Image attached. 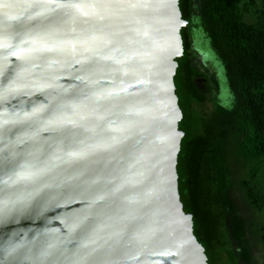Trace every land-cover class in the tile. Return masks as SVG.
<instances>
[{"label":"water","instance_id":"1","mask_svg":"<svg viewBox=\"0 0 264 264\" xmlns=\"http://www.w3.org/2000/svg\"><path fill=\"white\" fill-rule=\"evenodd\" d=\"M180 0H0V264H209L179 192Z\"/></svg>","mask_w":264,"mask_h":264},{"label":"trees","instance_id":"2","mask_svg":"<svg viewBox=\"0 0 264 264\" xmlns=\"http://www.w3.org/2000/svg\"><path fill=\"white\" fill-rule=\"evenodd\" d=\"M180 7L183 17L189 19L190 24L181 29L185 51L184 55L177 59L179 65L175 76L176 85L181 64H184L188 68L193 88L194 75L200 76L197 71H201L208 84H214L220 89V92L216 93L210 87L211 91L216 93L214 96L216 107L227 109L230 118L237 123L241 140L239 154L245 157L244 164L251 162L254 166L251 179H256L258 173L263 174L264 177V0H180ZM196 31L204 35L205 42L196 48L199 49L198 51L208 52L207 61L202 64L207 70H211V75L205 74L203 71L205 68L202 69L200 64L193 61L195 56H192L191 50L194 46V35H197ZM202 40L200 36V41ZM198 51L196 55H202ZM220 71L224 77L226 76V84L223 88L228 87L229 84L231 97L224 96L227 90H222L217 78ZM221 94L227 99H222ZM218 95L220 98L217 97ZM179 98L181 106L180 95ZM181 108L183 109L182 106ZM183 120L180 122L181 129ZM203 132L204 137L209 141L198 149L191 147V176L187 184L180 174L181 164L186 155L185 146L189 143L185 139V132L178 156V175L184 209L193 215L194 233L204 245L208 262L211 264V251L219 259L216 254L217 245L225 246L226 243L230 245L231 236L239 247L242 246L247 237V225L243 214L236 209L235 199H230L229 189L234 184L229 179L232 169L227 170L228 164L222 162L225 157L224 150L221 158L217 156L214 162L211 157L215 155V140L209 138L206 131ZM244 185L247 190L255 191L249 194V198L252 203L261 207L262 201L258 198L261 196L264 200V189L261 191L258 183L253 180H245ZM220 193L225 200H223V210L216 214L210 207L213 201L222 204L216 199ZM210 212L212 213L210 218L213 220L209 225L205 217ZM221 217L225 219L221 220ZM219 226L226 227L224 239H220L222 229H218ZM228 250V247L225 248V252ZM241 253L242 256L239 258L235 250L228 251L232 264H242L240 259L246 264L244 250ZM218 264H220L219 260Z\"/></svg>","mask_w":264,"mask_h":264},{"label":"rangeland","instance_id":"3","mask_svg":"<svg viewBox=\"0 0 264 264\" xmlns=\"http://www.w3.org/2000/svg\"><path fill=\"white\" fill-rule=\"evenodd\" d=\"M196 34L199 36L194 35L193 47L195 49L192 47L191 54L192 56H195L193 61L200 64L203 69V64L205 61H207L208 52L198 51L199 49L196 47L203 45L205 39L203 33L196 31ZM200 36L203 38L202 41H200ZM196 51L201 53L203 56H197ZM203 71L205 74L211 75V70H207V68H205ZM197 73L200 74V76L194 75V88L192 87L191 80L189 79L190 74L186 65L181 64V69L177 77L178 94L181 97V106L183 107L185 114V118L182 122V129L186 132L185 139H187V142H189L185 146L184 153H186V155L184 161L181 164L180 174L183 175L185 184H187V181L191 176V147L194 146V149H198L202 145H206L209 140L204 137L203 129H205L206 133L209 135L208 137L214 138V142L216 144L215 155H213L211 159H213L215 162L217 156L221 158V153L223 150L227 151L224 152L225 157H223L224 159L222 162L224 164H228L226 166L227 170L229 168L232 169V172L229 173V179L233 181L234 185L229 189L230 199H235L236 209L243 214L245 223L247 225V237L242 243L244 254L248 255L249 257L253 256V262H249L247 264H263L264 200L261 199V196L258 198V200L262 201V203H260L261 207H258L257 204L252 203L249 198V194L251 195L255 191L249 189L247 190L246 185H244L245 180H253V182L256 181L258 183V187L262 191L264 189L263 174L258 173L255 177L256 179H251L253 176L251 172L252 168L254 167L253 163L247 162L244 164L246 161L245 157L237 152V147L238 150L240 149V132L238 130L237 123L233 121L232 118H230L227 111L222 108L218 109V107H216L214 96L217 92H220V89H218L214 84H208L207 79H205V76L201 71H197ZM225 77L220 71L217 78L219 79V82L222 86V90H227V94L224 96L231 97V89L229 84L228 87L223 88L224 84H226ZM210 87L214 89V92L216 93H213ZM221 96L223 99L224 96L222 94ZM217 97L220 98V95ZM222 117H224V119ZM216 199H219L222 204L213 201V203H211L210 209L217 214L218 212L221 213L223 210V200L225 199L221 193L217 195ZM211 214L212 213L210 212L205 217V220L209 225L213 220L210 218ZM223 219L225 218L221 217V220ZM218 229H222V236L220 239H224L226 227L219 226ZM224 247H229V244L226 243L225 246L218 244L216 247V254L219 256V259L211 251V264H218V260L220 264H232L230 259L231 255H228V251L225 252ZM248 248H250L251 251Z\"/></svg>","mask_w":264,"mask_h":264},{"label":"clouds","instance_id":"4","mask_svg":"<svg viewBox=\"0 0 264 264\" xmlns=\"http://www.w3.org/2000/svg\"><path fill=\"white\" fill-rule=\"evenodd\" d=\"M182 16H183V13H182ZM184 18V17H183ZM184 19H186V20H188V26H189V24H190V20L189 19H187V18H184ZM187 26V27H188ZM224 109V108H223ZM183 110V109H182ZM225 111H227V109H224ZM183 113H184V111H183ZM184 118V117H183ZM183 120V119H182ZM183 130V129H182ZM204 131H205V129H203ZM184 131V130H183ZM184 135H185V131H184ZM183 138H184V136H183ZM183 138H182V140H183ZM239 145H241V140H240V144ZM181 147H182V145H181ZM224 152H227V151H224ZM237 152L239 153V150H238V147H237ZM178 168V167H177ZM179 176V175H178ZM180 192V191H179ZM181 195V194H180ZM185 210V209H184ZM186 212V211H185ZM187 213V212H186ZM231 231H230V236H231ZM197 237V236H196ZM236 245H237V247H236ZM204 246V245H203ZM228 251L230 252V249H233V250H235V253L239 256V255H241L242 256V251L244 250V248L241 246V247H239V244L237 243V241L236 240H234L233 238H232V236H231V242H230V245H229V247H228ZM250 251H251V249L250 248H248ZM206 252V251H205ZM207 254V253H206ZM239 258H241V257H239ZM245 259H246V264L247 263H249V262H253V256H251V257H249L248 255H245ZM241 260V262H242V259H240ZM263 262H264V260H263ZM242 264H244L243 262H242Z\"/></svg>","mask_w":264,"mask_h":264},{"label":"flooded vegetation","instance_id":"5","mask_svg":"<svg viewBox=\"0 0 264 264\" xmlns=\"http://www.w3.org/2000/svg\"><path fill=\"white\" fill-rule=\"evenodd\" d=\"M239 257H241V255H239Z\"/></svg>","mask_w":264,"mask_h":264}]
</instances>
